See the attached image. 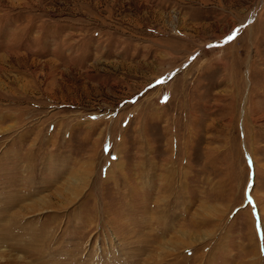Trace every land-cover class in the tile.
I'll use <instances>...</instances> for the list:
<instances>
[{
	"label": "rangeland",
	"instance_id": "obj_1",
	"mask_svg": "<svg viewBox=\"0 0 264 264\" xmlns=\"http://www.w3.org/2000/svg\"><path fill=\"white\" fill-rule=\"evenodd\" d=\"M262 249L264 0H0V264Z\"/></svg>",
	"mask_w": 264,
	"mask_h": 264
},
{
	"label": "snow or ice",
	"instance_id": "obj_2",
	"mask_svg": "<svg viewBox=\"0 0 264 264\" xmlns=\"http://www.w3.org/2000/svg\"><path fill=\"white\" fill-rule=\"evenodd\" d=\"M235 33H233L232 35L228 36L227 40L225 41V43H227L228 41L232 40L235 37ZM209 47H211V45H209ZM162 81H157V83H161ZM93 119H95V117H93ZM113 159H115V157H113ZM251 163V162H250ZM259 230V229H258ZM262 251H264V249H262Z\"/></svg>",
	"mask_w": 264,
	"mask_h": 264
}]
</instances>
